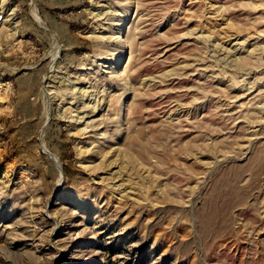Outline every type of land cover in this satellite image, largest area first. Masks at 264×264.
<instances>
[{"label": "rangeland", "instance_id": "obj_1", "mask_svg": "<svg viewBox=\"0 0 264 264\" xmlns=\"http://www.w3.org/2000/svg\"><path fill=\"white\" fill-rule=\"evenodd\" d=\"M1 15L0 264H264V0Z\"/></svg>", "mask_w": 264, "mask_h": 264}, {"label": "water", "instance_id": "obj_2", "mask_svg": "<svg viewBox=\"0 0 264 264\" xmlns=\"http://www.w3.org/2000/svg\"><path fill=\"white\" fill-rule=\"evenodd\" d=\"M32 7H33V9H34L33 3H32ZM38 16H39V15H38ZM39 18L42 19L40 16H39ZM45 24H46V23H45ZM48 31H50L49 28H48ZM46 154L51 158V160H53V161H55V162L57 163L58 167H59L60 170H61V165H60L58 159H57L54 155H52L50 152H48V151H46ZM61 174H62V170H61ZM62 177H63V174H62Z\"/></svg>", "mask_w": 264, "mask_h": 264}, {"label": "bare ground", "instance_id": "obj_3", "mask_svg": "<svg viewBox=\"0 0 264 264\" xmlns=\"http://www.w3.org/2000/svg\"><path fill=\"white\" fill-rule=\"evenodd\" d=\"M35 16H37L38 18H39V16L37 15V14H34ZM37 18V20H39L40 21V23H41V25L43 26V27H45L46 28V24L43 22V20L42 19H38ZM47 30H48V28H46Z\"/></svg>", "mask_w": 264, "mask_h": 264}, {"label": "built area", "instance_id": "obj_4", "mask_svg": "<svg viewBox=\"0 0 264 264\" xmlns=\"http://www.w3.org/2000/svg\"><path fill=\"white\" fill-rule=\"evenodd\" d=\"M4 23V21H2V15L0 16V24ZM0 42H1V35H0Z\"/></svg>", "mask_w": 264, "mask_h": 264}]
</instances>
